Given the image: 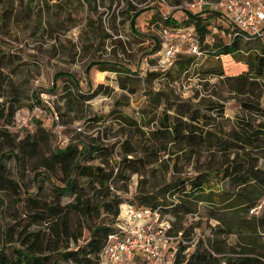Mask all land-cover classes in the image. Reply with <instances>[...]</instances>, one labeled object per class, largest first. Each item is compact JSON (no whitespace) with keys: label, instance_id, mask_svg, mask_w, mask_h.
<instances>
[{"label":"trees","instance_id":"trees-1","mask_svg":"<svg viewBox=\"0 0 264 264\" xmlns=\"http://www.w3.org/2000/svg\"><path fill=\"white\" fill-rule=\"evenodd\" d=\"M82 1L89 7L95 4V0ZM2 2L6 7L0 21L5 23L12 5ZM211 10L185 11L179 23L167 17L164 24L171 28L165 30L191 28L200 54L214 60L212 67L198 69L199 79H215L244 96L232 118L224 116V106L216 100H182L165 86L147 85L149 79L172 83L186 78L196 57L180 56L163 71L145 72L146 103L140 116L134 120L117 114L125 128L121 139L107 145L77 142L48 149L47 161L41 166L45 176L60 185L51 184L50 195L42 198L39 186L26 193L12 182L4 161L8 157L18 161L19 154L33 156L42 141L48 144V134L35 121L34 132L16 140L9 131L14 114L30 105L14 94L9 101L0 102V139L12 142L11 149L0 151V189L12 191L18 199L23 194L19 202L27 228L16 243L1 242L0 264H97L106 237L122 223L118 219L122 204L157 211L167 220L165 233L175 238L171 264H264V246L258 235L264 234V107L259 103L264 92V24L258 34L246 33L220 11ZM141 12L129 15L131 30ZM214 18L229 26L228 41L210 34ZM154 47L156 51L157 43ZM3 56L0 54V91L7 67ZM93 66L101 71H123L93 62L86 74ZM230 69L235 73H228ZM58 78L78 85L71 74L56 73L53 81ZM99 88L101 85L91 96ZM32 98L41 104L36 95ZM188 166L190 175L185 173ZM38 175L33 176L34 184ZM132 176L136 177V190L132 198H123L120 194L127 191ZM63 198L68 200L63 202ZM192 203L202 204L208 219L216 222L208 227L206 237L195 241L191 238L193 226H182V219L193 212ZM242 214L244 220L250 219L244 223L247 234L237 226ZM84 230L87 236L79 243ZM231 234L239 239L235 244L226 242Z\"/></svg>","mask_w":264,"mask_h":264},{"label":"rangeland","instance_id":"rangeland-1","mask_svg":"<svg viewBox=\"0 0 264 264\" xmlns=\"http://www.w3.org/2000/svg\"><path fill=\"white\" fill-rule=\"evenodd\" d=\"M5 1H11L12 10L7 22L0 21V54L4 55V59L7 58L0 102L9 101L14 94L15 98L30 105L25 108L33 117V127L28 132L16 133L13 128H9L16 140L23 139L26 133H33L37 125L35 121H38V126L48 134V144L42 141L38 151L31 157L19 154L18 161L8 157L4 165L8 171L7 177L12 182L26 193L34 192L39 186V193L44 198L50 195L51 184L60 185L46 177L41 166L42 161H47L48 149L63 148L67 143L107 145L118 141L125 128L118 121L117 114L121 112L137 120L145 107V72L163 71L178 57L192 55L188 45L182 43L178 52L166 58V48L179 43V38L165 36L163 30L171 28L164 24V19L170 17L179 23L193 0H95L93 7L87 6L82 0ZM207 2L212 4L215 0ZM5 7L4 2L0 3V14ZM201 9H206V13L212 11L210 5ZM136 11L142 12L131 30L129 15ZM209 31L223 41H228L226 31L229 32V26L224 20L214 18ZM154 43L158 45L156 51ZM195 57L186 78L181 77L172 83L149 79L147 85L153 88L165 86L182 100H216L223 104L224 116L232 118L238 109V101L244 96L235 94L222 83H216L215 79H199L202 74L198 73V69L212 67L214 60L200 52ZM93 62L110 64L124 72L118 69L101 71L93 66L86 74V67ZM227 72L235 73L232 69ZM56 73L73 75L78 85L74 86L61 78L54 82ZM53 83L55 88H52ZM98 85L101 88L91 96ZM32 95H36L41 104H36ZM259 103L264 107V92L259 97ZM11 143L0 139V151L11 149ZM191 171L188 166L185 173L190 175ZM36 173L39 175L34 184L33 176ZM2 188L0 244L2 241L13 244L19 240L20 234L27 231L19 202L23 194L18 199L12 191ZM135 190L136 177L132 176L127 191L120 196L132 198ZM67 200L62 199L63 202ZM191 208L193 212L182 219V226H193L191 238L195 241L198 237H206L209 234L208 227L215 226L216 222L208 219L202 204L192 203ZM252 214H257V211ZM248 215L251 213L248 212ZM249 222L250 219L244 220L242 214L237 226L243 234L248 233L244 223ZM258 235L264 246V234ZM86 236L84 230L79 243ZM174 239L170 237L166 240V246H171ZM237 241L236 234L226 238V242L231 244ZM141 259L136 264H147L145 259Z\"/></svg>","mask_w":264,"mask_h":264},{"label":"built area","instance_id":"built-area-1","mask_svg":"<svg viewBox=\"0 0 264 264\" xmlns=\"http://www.w3.org/2000/svg\"><path fill=\"white\" fill-rule=\"evenodd\" d=\"M206 5L220 11L232 25L246 33L258 34L264 24L263 0H215L212 4L207 0H193L188 8L199 11ZM163 34L179 38V43L166 48V58L178 52L182 43L188 45L192 55L199 56L197 39L191 28L181 32L164 29ZM32 118L28 109L16 111L13 128L30 130ZM118 219L122 223L117 232L106 237L97 264H132L137 258L148 259L152 264H171L174 251L172 245L166 246L170 237L165 233L169 223L157 211L122 204Z\"/></svg>","mask_w":264,"mask_h":264},{"label":"crops","instance_id":"crops-1","mask_svg":"<svg viewBox=\"0 0 264 264\" xmlns=\"http://www.w3.org/2000/svg\"><path fill=\"white\" fill-rule=\"evenodd\" d=\"M143 259H144V258H143ZM138 260H142V259H141V258H137V259H135V260L132 262V264H136ZM145 261L147 262V264H152L148 259H145ZM158 264H160V263H158Z\"/></svg>","mask_w":264,"mask_h":264}]
</instances>
